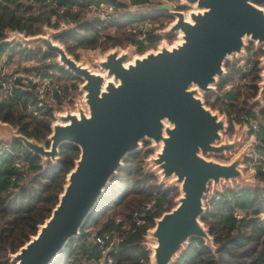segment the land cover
Listing matches in <instances>:
<instances>
[{"label":"water","instance_id":"obj_1","mask_svg":"<svg viewBox=\"0 0 264 264\" xmlns=\"http://www.w3.org/2000/svg\"><path fill=\"white\" fill-rule=\"evenodd\" d=\"M115 2V0H109ZM254 0H182L193 7L185 14L176 6L145 3L136 11H166L173 21L164 36L182 32L181 42L168 48L132 57V50L113 49L99 60L100 73L76 61L56 41L59 32L45 29V35L25 36L13 32L9 41L54 53L59 64L82 80L83 104L76 112L69 107L55 114L49 146L29 139L11 125L0 121V135L19 141L43 165L58 159L62 143L75 144L80 154L66 177L62 193L51 214L38 225L19 249L11 253L14 264H50L66 242L79 234L84 220L97 203L110 179L123 166L125 157L140 149L141 141L153 140L159 146L150 165L157 170L160 184L172 180L179 187L176 204L155 218L147 230L151 245V264H171L191 236L204 239L213 247V238L201 217L206 211L204 196L221 191V183L242 187L253 183L242 174L241 153L229 163L207 159V155L229 152L239 146L241 137L220 143L226 130V116L204 104L199 91L215 89L224 77V64L240 56L246 41L264 44V9ZM198 11H194L197 10ZM133 58V63L125 62ZM264 63V57L262 59ZM256 97H264V69Z\"/></svg>","mask_w":264,"mask_h":264},{"label":"trees","instance_id":"obj_2","mask_svg":"<svg viewBox=\"0 0 264 264\" xmlns=\"http://www.w3.org/2000/svg\"><path fill=\"white\" fill-rule=\"evenodd\" d=\"M102 1L113 3L116 9L124 7L118 0H59V6L68 3L66 9L60 12L59 7L45 0H34L32 4L20 0H0V59L5 55L44 62L49 59L45 66L61 73L59 81L64 92L71 93L69 84L75 89L81 79L60 66L55 61L56 54L7 41V32L34 36L41 32L42 27H57L60 20H66L73 26L59 33L56 40L75 58L79 49L107 50L129 45L142 54L159 42L160 37L155 31L173 20L166 11L124 13L107 23L86 19L87 4ZM257 3L264 5V0H257ZM72 5H76L75 10L71 9ZM176 7L185 9L180 5ZM166 18H169L168 23ZM145 22L151 25L146 44L132 32L134 27ZM245 50L247 72L242 73L239 60H226L224 77L218 79L214 91L204 95L206 106L226 116L228 132H231L233 122H243V116L264 122V97L263 104L254 100L260 89L262 69L259 57L264 55V50L255 47L252 41ZM236 78L245 79L243 83L226 90L225 86ZM35 110L33 90L15 88L11 95L0 98V121L48 147L47 137L51 134L54 109L45 108L36 115ZM255 137V150L264 158L263 130L258 131ZM10 145L25 155L29 168L28 176L22 178L11 169L12 157L9 154L0 158V264H14L11 253L36 234L38 225L49 217L80 154L75 144L65 142L59 147L58 159L43 165L41 158L21 142L10 141ZM150 153L149 149H141L125 157L123 166L110 179L81 225L79 234L66 242L50 264H89L90 259L100 255L92 235L113 230L119 231L122 237L113 256V264H150L151 251L144 244L146 232L153 227L156 217L175 204L174 194L171 193L175 188L162 187L157 183V176L144 168V159ZM262 164L264 159L255 165L259 168ZM152 200L153 210L146 211V222L132 231L134 212L140 211L145 203ZM207 204L201 220L207 226L214 246L209 247L201 237L191 236L171 264H264V186L225 187L221 192L212 194ZM239 212L241 216L236 215ZM117 217L121 220L116 221Z\"/></svg>","mask_w":264,"mask_h":264},{"label":"built area","instance_id":"obj_3","mask_svg":"<svg viewBox=\"0 0 264 264\" xmlns=\"http://www.w3.org/2000/svg\"><path fill=\"white\" fill-rule=\"evenodd\" d=\"M25 4H32L34 0H20ZM49 4H53L56 7H59V11L63 12L66 9L68 3H62L60 6L58 5L59 0H45ZM116 1V0H115ZM124 4L123 8L116 9L113 3L108 2H91L87 4L85 7V18L88 20H97L103 23H107L111 20L117 19L121 14L124 13H132V12H140V13H151L146 11H136L134 6L145 4V3H153V4H164L168 3L166 0H118ZM67 2V1H66ZM72 10L76 9V5H72ZM174 22L170 21L167 26L162 29L156 30L155 34L160 33L161 31L168 28L169 24ZM73 26V23L67 22L66 20H60L58 22L57 27H45V29H50L55 32L61 33L62 31ZM150 22H145L143 24H139L132 29V32L138 36V39L146 44L148 42V30L150 28ZM13 32H10V34ZM10 37H7L6 40L9 41ZM247 45V42H246ZM235 59H238V65H240L242 73L245 74L247 72L246 65V50L244 49L243 54L240 56H235ZM228 61H232V57L228 59ZM49 62V59L46 60V64ZM35 66L34 73L28 74L22 71H18L15 68V64L10 60L8 56H3L0 59V98L7 97L12 94L15 88H21L26 90H33L36 97V110L34 114L36 115L39 111L45 108H53V117L54 122H56L55 114L65 113V109L67 107L70 108L72 112H76V101L72 92L65 93L64 88L61 85L59 78L61 73L45 66L42 62L36 59H25L23 64L26 67H29L30 64ZM225 70V68H224ZM226 73V70H225ZM245 79V78H244ZM243 79V80H244ZM240 78H236L233 83H228L225 86L226 90L232 89L235 85L242 83L243 81ZM263 104V103H262ZM52 122V123H54ZM243 125L247 128V130L251 134V138L253 139V143L256 146L257 140L255 134L263 130L264 132V122L260 123L258 120L249 118L247 116H243ZM52 125V124H51ZM256 151V150H255ZM9 154L12 157L10 167L14 171L15 175L21 176L22 178H26L28 176V168L29 162L25 155L22 152L13 149L10 145V141L5 139H0V158L4 154ZM264 158L259 154L254 157L251 166L242 167V174L247 178V180L253 183V187L260 185L264 186V164H262L259 168L255 165L258 161L263 160ZM243 166V164H241ZM244 170H246L244 172ZM211 192V189H210ZM221 191H216L212 194H217ZM173 193V191L171 192ZM209 196V197H210ZM208 195L204 196V204L206 209L208 207ZM153 200L145 203L143 208L139 211L134 212V223L132 226V231L136 230V227L144 224L146 222V211L153 210ZM237 216H241V213H237ZM121 217H117L116 221H120ZM147 236V232H146ZM92 241L97 244L100 249V255L98 258H92L89 260V264H113V256L117 252L120 242L122 240L119 231L113 230L105 233L97 234L94 233L92 235Z\"/></svg>","mask_w":264,"mask_h":264},{"label":"rangeland","instance_id":"obj_4","mask_svg":"<svg viewBox=\"0 0 264 264\" xmlns=\"http://www.w3.org/2000/svg\"><path fill=\"white\" fill-rule=\"evenodd\" d=\"M166 1L169 4H172L174 6H177V5L178 6L179 5L182 6L181 5L182 4V0H166ZM253 3L256 4L257 6H259V7H261V8L264 9V5H259L257 3V0H254ZM183 7L185 9H183V10L182 9H179V10H182L184 13H186V12H188V11H190V10L193 9V7H190V6H183ZM168 15L170 17H172L169 13H168ZM172 19H173V17H172ZM168 20H169V18H166L165 19L166 22ZM165 26H167V25H165ZM45 27L46 26L42 27L41 32L38 33L37 35H45ZM158 35L160 37V40L157 43V45L148 48L144 53H146L148 51H157L158 47H160V45H163V44H165L167 47H169L171 45H174V43L178 41L177 34H172V35H169V36H164L163 33H162V31H161L160 33H158ZM6 36L7 37H10V32H7ZM34 36H36V35H34ZM169 37L171 39H169ZM11 42L18 43V42H15V41H11ZM246 42L248 44L250 42V40L249 41L247 40ZM253 43H254L255 47H260V48H262L264 50V44H256L255 42H253ZM18 44H20V43H18ZM22 46H24V45H22ZM24 47H27V46H24ZM28 48H30V47H28ZM116 48L119 49V50H122V51H125L126 49L132 50V57H134V56H142L144 54V53L139 54L137 52L136 48H134L133 46L129 45V46L125 47V48H122V47H118L117 46V47L110 48V49H107V50H103L101 48H95V49H79L76 52L77 53V57L76 58L74 56L70 55V54L69 55L72 56L76 61H78V62H80V63L88 66L91 70H93V71H101L100 68H99V66L97 65V62L99 60L104 59V55L107 52H109L110 50L116 49ZM5 56H7V55H5ZM263 57H264V55L259 57V66L262 69L261 70V73H262V71L264 69V63L262 61ZM10 60L15 64V68L18 71H22V72L28 73V74H33L34 73V70L33 69H35V66L33 65V63L30 64L29 67H26L23 64V61H25V58H22V57L17 56V55H12L11 58H10ZM32 60H33V58H32ZM36 60H38V59H36ZM129 60H131V59H129ZM232 60H238V59H235L234 56H232ZM55 61L59 64L58 57H55ZM40 62H42L44 65H46V62H44V61H40ZM50 63H51V59H50ZM261 73H260V77H261ZM243 82L244 81H242V83ZM260 82H262V78H261V81ZM81 84H82V80H81V82H77L76 83V86H75L76 88L75 89H73V87L70 84H69V86L72 89L70 91L72 92V94H73L74 98L76 99V101H79L84 106V104H83L84 92L80 88ZM259 85H260V83H259ZM212 91H214V90H212ZM205 94H206L205 92L199 91V96H200V98L203 101H204V95ZM254 100L256 101V98ZM258 103L259 104L260 103H263V100L261 102H258ZM212 111L213 112H217L220 116H225L224 114H221L217 110H212ZM226 125H227L226 126V130H225V132H222V136H221L220 143L225 142L227 140L231 141L233 139V137L236 136V137H241L239 146L237 148H235V149L230 150L229 152H223L221 154H212V153H210V154H208L206 156L207 159L215 160V161L220 162V163H229L234 158H236L238 155H240L241 153H246L243 156V158H242L241 164H243L242 167H247L248 168L249 166L252 165L250 163V161L253 162L254 157L258 155V153L255 151V146H254L255 144L253 143V139L251 138L250 132L247 130L246 127H244V125H243L242 122H240V123L233 122V127H232L231 132H228L227 118H226ZM1 137L2 136L0 135V139H1ZM159 148H160V145L159 146L156 145L153 140L144 139V140L141 141V145H140V149L139 150H141V149H149L150 152H151L147 156V158L144 159V168H145L146 171H149V172H151V173H153V174H155L157 176V183L159 185H162V187H172V188L174 187L175 188V190L173 192V194H174L173 201L176 204V198L180 195L179 187L176 184H174L171 179L170 180H167V181H165V182H163V183L160 184V176L158 175L157 170H155L154 167L150 165L149 158L152 157V156H155V153L159 150ZM48 161L51 162V160H48ZM245 171L246 170H244V172ZM235 185H239V184H237L234 180H232V186H235ZM225 187L226 186L221 183V188L223 189ZM222 189H221V191H222ZM210 194H211V192L209 190L207 192L208 197L210 196ZM153 243L154 242L150 238H148L146 236V239L144 240V244L151 251V254H150V264H151V255H152L151 245Z\"/></svg>","mask_w":264,"mask_h":264},{"label":"bare ground","instance_id":"obj_5","mask_svg":"<svg viewBox=\"0 0 264 264\" xmlns=\"http://www.w3.org/2000/svg\"><path fill=\"white\" fill-rule=\"evenodd\" d=\"M194 11H198V9L197 10H194ZM185 14V18H186V20H189V18H188V12H186V13H184ZM176 34H177V36H178V41H177V43H179V42H181V35H182V32L180 31V30H177L176 31ZM171 46H174V45H171ZM171 46H169L168 48H170ZM142 56H144V55H142ZM141 56V57H142ZM128 63H133V58L131 59V60H127L126 62H125V65H127ZM93 71V70H92ZM94 72H96V73H100L103 77H104V80H105V83L104 84H106V82L107 81H112V78H108L107 76H106V74H105V72H100V71H94ZM159 145H161V142L159 143Z\"/></svg>","mask_w":264,"mask_h":264},{"label":"crops","instance_id":"obj_6","mask_svg":"<svg viewBox=\"0 0 264 264\" xmlns=\"http://www.w3.org/2000/svg\"><path fill=\"white\" fill-rule=\"evenodd\" d=\"M1 139H3V138L1 137Z\"/></svg>","mask_w":264,"mask_h":264}]
</instances>
